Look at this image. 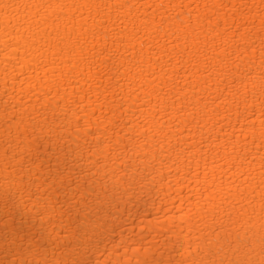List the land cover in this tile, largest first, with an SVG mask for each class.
Returning <instances> with one entry per match:
<instances>
[{"label": "bare ground", "instance_id": "1", "mask_svg": "<svg viewBox=\"0 0 264 264\" xmlns=\"http://www.w3.org/2000/svg\"><path fill=\"white\" fill-rule=\"evenodd\" d=\"M0 264H264V0H0Z\"/></svg>", "mask_w": 264, "mask_h": 264}]
</instances>
